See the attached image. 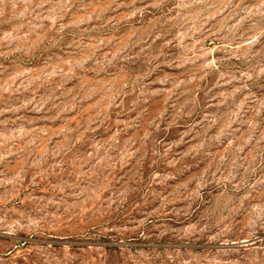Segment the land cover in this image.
Listing matches in <instances>:
<instances>
[{"label": "rangeland", "instance_id": "obj_1", "mask_svg": "<svg viewBox=\"0 0 264 264\" xmlns=\"http://www.w3.org/2000/svg\"><path fill=\"white\" fill-rule=\"evenodd\" d=\"M0 264H264V0H0Z\"/></svg>", "mask_w": 264, "mask_h": 264}]
</instances>
